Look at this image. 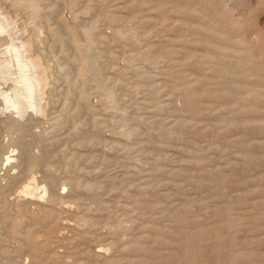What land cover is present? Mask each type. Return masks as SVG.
Here are the masks:
<instances>
[{"label":"rangeland","instance_id":"obj_1","mask_svg":"<svg viewBox=\"0 0 264 264\" xmlns=\"http://www.w3.org/2000/svg\"><path fill=\"white\" fill-rule=\"evenodd\" d=\"M10 2L4 1L7 7ZM182 4L197 12L177 11ZM45 6L50 12L47 30L76 26L81 44L85 37L79 28L99 17V47L113 57L102 60L105 73L113 84L120 82L126 130L136 133L132 139L118 133L120 113L106 108L95 89L87 101H80L94 107L91 113L81 108L82 120L90 122L87 143L78 145L71 123L51 130L63 105L66 83L60 82L49 116L40 114L43 119L31 123L25 138L33 142L34 134H43L48 151L67 150L63 155L70 159L74 151L80 161L56 172L55 191L64 198L55 203L40 200L45 167L24 172L13 166L15 159L0 167L3 201L12 214L0 224V264H36L38 258L40 264H264V80L244 77L247 70L264 66V0H225L226 9L217 0H79L75 10L71 0H50ZM91 6L92 12L85 13ZM17 14L20 25L30 24ZM110 14L118 18L114 24ZM218 14L240 24L229 29ZM210 26L227 31L233 37L227 44L234 49L220 54L215 48L220 39L204 32ZM123 28L137 30L139 43L116 38ZM4 43L0 59L8 45ZM244 47L246 54L240 51ZM146 53L155 64L137 56ZM60 55L58 50L52 57ZM242 55L254 62L243 63ZM222 68L231 72L224 81L217 72ZM260 74L264 79V70ZM238 85H245L249 95ZM184 87L193 93L190 106ZM8 88L9 83L0 81V90ZM210 90L217 92H205ZM1 104L0 150L6 159L20 153L15 141L23 131L8 129L11 111ZM94 117L101 122L97 128L91 123ZM160 125L176 128L177 136L164 140L155 130ZM95 135L101 144L90 143ZM31 150L39 152L35 144ZM70 176L92 181L96 189L90 193L84 186L72 192L65 185ZM31 198L35 204H26ZM3 206L0 202L1 213ZM44 212L53 217L43 219ZM14 220L26 222L18 235L10 232Z\"/></svg>","mask_w":264,"mask_h":264},{"label":"bare ground","instance_id":"obj_2","mask_svg":"<svg viewBox=\"0 0 264 264\" xmlns=\"http://www.w3.org/2000/svg\"><path fill=\"white\" fill-rule=\"evenodd\" d=\"M4 1L5 0H0V44L5 42L8 43V45L5 50L2 51L4 57L0 59V81L5 84L9 83V88L7 89V91L0 90V103L4 105L5 110L11 111V114L9 115H11L10 119H12L11 122H9V124L7 125L8 129H13L14 127H17L21 131H23V134L19 136L15 141L20 149V153H18L17 155L9 154V156L7 155L5 159L3 157V154H1L0 150V167L5 166L8 161H11L13 159H15L16 161V164H14L13 166H17V168H21L22 170L24 169V172L26 170H33L38 167H45V186L43 188V192L41 191L42 194L40 200L46 199L47 197L50 202L55 203L57 200L59 201V199L64 198L63 195L55 191V187L58 184L56 172L61 170H69L70 167L74 165L73 163L78 162L79 164L80 159L73 150V152H71L73 156L72 159L68 158L69 156L66 154V156L63 155V153L67 152V150L63 152H61V150L59 152L58 150V152L56 151V153H54L55 151L53 153L48 151V139L43 134H34L35 137L33 138V142L26 140L25 134L29 131V127H31L32 125L31 123L37 122L39 119H43L40 118V114L43 117L49 116L48 114L51 112V107L54 106L56 102L55 99L57 97V85L60 84V82L64 81L66 83L64 87V99L62 105L63 110L62 108H60L61 114L57 117V119L53 121L51 130H60L65 123H71L73 136L78 138V145L83 146L85 143H87L86 139L88 136L86 130L87 127H90V122H85L82 120L81 114L83 111L81 108L84 107L86 108L87 112L91 113L93 112L94 107L89 103L87 105H84L80 101H87L92 92V89H95L99 91L101 95V103L106 108H112L116 112L120 113V118L117 122L120 126L118 128V133L128 139H132L136 131L126 130L128 120L126 118L125 111H123L121 108V104L119 101L120 97L117 91L120 82L113 84L112 82H110V79L105 73L106 70L102 60L105 57L108 59H112L113 57L111 56V52L99 47L100 43H102L97 33V24L99 22V17L92 23H89L88 25H83L81 28H79L81 29L85 37V42L81 44L78 39V28L76 26L72 27L60 24L51 30H47L46 24L47 19L50 16V12L47 13V11L45 10V3L49 2L50 0H10L11 2L10 4H8V7L7 4L4 3ZM102 1L104 3H107L108 0ZM217 1L224 9H226L225 0ZM78 2L79 0H71V5L74 10V7L77 6ZM238 4L239 3H237V5ZM54 7L56 10V6ZM93 9V6H91L85 9V13H90ZM176 10L179 12H197V10L193 9L192 7L183 6V4L180 5ZM212 11L213 15L217 13V10L215 9H212ZM17 13L21 14V16L23 15V19L26 18V20H29L30 24L22 23V25H20L18 21L20 18L18 19ZM202 14L206 16L204 11L202 12ZM108 17L109 22L111 24H114L118 20L116 14H110ZM218 17L219 22L221 23V21H225L229 29H231L232 26L234 27L235 25L240 24V22L234 20L232 17H229L228 19L224 14H218ZM186 25L181 26V29L183 31L186 29ZM17 26L19 27L17 28ZM16 29H18L19 32H22V34L18 37V32H15ZM204 29V32H208L209 38L214 36L220 39V43L215 44V48L218 52H220V54L226 49H234L232 46L227 44L229 43V41H233V37L227 31L220 30L218 27L215 26H210ZM115 37L120 39L121 41L130 40L137 44L140 41L138 31L132 28L119 29L115 32ZM17 39H20V42H16ZM238 42L243 44L246 43L247 40H241ZM46 44H48L47 47H45ZM58 50L62 55H60L59 57H52L54 54H56V52H58ZM248 50L249 49H246L245 47L240 48V51L244 52L245 54L246 52H248ZM137 56L138 58L145 59L151 62L152 64L156 63L153 60L154 57L150 53L138 54ZM243 56L244 55H242L240 58L243 63L248 62L249 64L250 61L254 62V60L248 59L247 56ZM189 57H192V55H189ZM207 57H210V55L205 56V58ZM263 70L264 66L261 68L254 67L251 70H247L244 73V77H258V80L263 81L264 79H262L260 74V71ZM217 72L219 73V79H221L222 81L226 80L229 74L231 75L230 70L226 68H222L220 70L218 69ZM233 84L236 85V83ZM238 86L241 87V90H245V93L248 94L245 85ZM182 92L184 93V101L186 105L188 104V106H190V103L194 99L192 90L190 88L184 87ZM205 92L211 95L215 94L217 91L210 90ZM258 93L259 92L255 93L254 95L257 96ZM73 98H77L76 101H78L76 109H73ZM195 111L196 110H194L193 112ZM24 117L29 118L30 123L28 122V120L27 122L30 125L27 122L22 121V118ZM91 123L95 128H97L100 126L101 122L99 121L98 117H94L92 118ZM155 130L158 135L161 136L164 140L172 138V136L177 133L176 128V131H172L168 130L162 125L158 126ZM180 138H182V136ZM89 141L94 145L102 143L101 139L96 135L93 136ZM33 144L37 146L39 150L38 153L32 152L31 146ZM1 148L2 146H0V149ZM2 178L0 177V179ZM8 178L15 179V177L13 176H9ZM72 179L73 176H70L67 179V182L65 183V185H69L70 188L73 189L72 192H76L84 186L87 188V191H90V193L96 189L97 184L92 181L84 183L81 179ZM13 182L14 180H11L10 184H12ZM99 185L100 184H98V186ZM1 186H4L0 185V202H4V211L2 213L0 212V224L6 223V221L12 216L9 203L3 201V189ZM24 192H26L27 194L31 193L29 190H26ZM77 200H80V198H77ZM26 201V204H35L36 202L33 198L26 199ZM50 217H53L52 212H44L42 215V218L46 220ZM28 221L30 222V220ZM24 222V220H14L10 229L11 234L18 235L17 231ZM89 222L91 224V219L86 220V224ZM93 222L94 221L92 219V224ZM114 229L121 230L119 228ZM27 238L31 239L29 236H27ZM47 242L48 240H45L41 244V251H43ZM24 246L25 244L24 242H22L20 248L24 249ZM134 248L136 249L135 246ZM137 249H139V247H137ZM9 250L5 249L6 252H4L6 254L10 253L11 250ZM38 253H40V251ZM238 254L236 256H238ZM7 261L9 262L10 260ZM129 263L130 262L128 261L127 264ZM140 263L142 264V262ZM7 264L15 263L9 262ZM36 264H40V258L37 259Z\"/></svg>","mask_w":264,"mask_h":264}]
</instances>
